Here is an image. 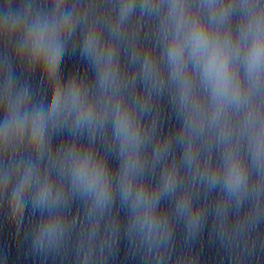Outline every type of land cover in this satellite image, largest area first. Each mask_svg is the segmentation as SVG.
<instances>
[{
    "label": "clouds",
    "instance_id": "1",
    "mask_svg": "<svg viewBox=\"0 0 264 264\" xmlns=\"http://www.w3.org/2000/svg\"><path fill=\"white\" fill-rule=\"evenodd\" d=\"M227 42L221 44L217 41L211 45L209 50L208 38L204 35L202 30H197L193 35V48L199 53L205 51L209 52L207 63H206V75L212 79L214 83V92L217 97L222 101L228 93L230 88H238V83H233V76L229 71V48L226 46ZM183 50V45L179 41L174 42L172 49V57L178 60L180 52ZM33 52L37 59H42L44 65L48 69L49 76H55L56 69L60 58V48L57 44L55 36L45 37L44 35H37L33 40ZM264 55V32H258L255 38V47L250 59V70L258 69L260 57ZM59 91L54 93V99L59 98ZM78 89L74 92V97L78 98ZM83 111V109H81ZM43 132L42 118H37L34 121L33 136L34 138L40 137ZM127 138V136H126ZM264 143V139L261 141ZM88 168V158H85L81 162L79 169L80 178H85V170ZM102 169H93L88 173L87 178L93 181L101 180ZM232 175L234 180L239 179V171L233 168ZM103 190V189H102ZM19 199V194H17Z\"/></svg>",
    "mask_w": 264,
    "mask_h": 264
}]
</instances>
